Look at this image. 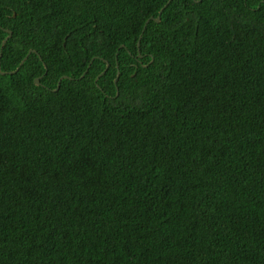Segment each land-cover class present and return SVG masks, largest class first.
<instances>
[{"label": "trees", "instance_id": "trees-1", "mask_svg": "<svg viewBox=\"0 0 264 264\" xmlns=\"http://www.w3.org/2000/svg\"><path fill=\"white\" fill-rule=\"evenodd\" d=\"M0 264H264V0H0Z\"/></svg>", "mask_w": 264, "mask_h": 264}, {"label": "water", "instance_id": "water-1", "mask_svg": "<svg viewBox=\"0 0 264 264\" xmlns=\"http://www.w3.org/2000/svg\"><path fill=\"white\" fill-rule=\"evenodd\" d=\"M162 11V10H161ZM161 11H160V13H161ZM152 19H155L156 21H159L160 20V16H158V17H154V16H151L149 19H147V21H146V24L150 21V20H152ZM8 33H9V35L3 40V42H2V46L5 44V42H6V40L8 39V37H10V35L12 34V31L10 30V29H5ZM33 51H35V52H37L36 50H34V49H30L29 50V52L27 53V55H26V57L21 61V63H20V65L25 61V59L30 55V53L31 52H33ZM140 56H141V54H140ZM109 66V63L107 62V67ZM18 69V68H17ZM16 69V70H17ZM15 70V71H16ZM15 71H9V72H2L3 74H5V73H13V72H15ZM63 77H65V78H67V77H69V76H67V75H63L60 79H59V82H58V87H60V83H61V80H62V78ZM36 83L37 84H39L40 83V77H38V78H36ZM118 81V77L116 78V80H115V82H117Z\"/></svg>", "mask_w": 264, "mask_h": 264}]
</instances>
